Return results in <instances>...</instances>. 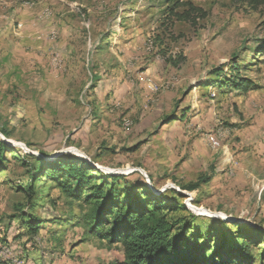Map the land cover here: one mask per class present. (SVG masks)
<instances>
[{
    "label": "rangeland",
    "instance_id": "1",
    "mask_svg": "<svg viewBox=\"0 0 264 264\" xmlns=\"http://www.w3.org/2000/svg\"><path fill=\"white\" fill-rule=\"evenodd\" d=\"M175 1L208 16L177 20ZM263 45L264 4L248 0H0V136L14 147L0 168L3 262L125 258L122 243L87 234L83 208L40 163L32 182L35 156L83 159L98 183L120 175L123 197L152 190L181 204L169 218L190 236L226 255L253 239L246 264H264ZM234 65L251 90L210 84Z\"/></svg>",
    "mask_w": 264,
    "mask_h": 264
},
{
    "label": "trees",
    "instance_id": "2",
    "mask_svg": "<svg viewBox=\"0 0 264 264\" xmlns=\"http://www.w3.org/2000/svg\"><path fill=\"white\" fill-rule=\"evenodd\" d=\"M254 8L264 4V0H248ZM183 7V11L178 8ZM169 14L177 20L197 24L199 19L206 18L208 13L202 7L191 1H175L170 7ZM261 52H264V45ZM239 66H232V78L212 82L213 86L234 87L241 91H249L255 83L241 77ZM222 69L215 71L216 78L221 76ZM0 133L8 137L6 129ZM3 135L0 136V168L7 161V154L13 152L14 147ZM31 166L30 177L38 180L34 169L41 164L44 176H49L61 188L63 194L80 204L82 224L87 234L105 240L109 243L120 242L124 247V261L122 264H246L253 258L251 247L253 239H242L236 246L231 247L234 254L226 255V249L213 250L210 241L202 240L201 235L190 236L188 225L178 227L182 220L169 218V214L182 207L178 203H165L167 199H156L153 191L148 193L131 189L123 197L118 189L120 175H113L110 181L98 183L91 171H95L83 159H63L48 161L35 157ZM27 163V159H23ZM197 185L189 187L195 189ZM32 191V185H30ZM178 197L181 194H176ZM173 198L175 195L171 194ZM177 201V199H176ZM85 204L87 207H84ZM83 206V207H82ZM166 210V211H165ZM30 230L37 233L38 220L27 221ZM246 233L243 234L245 236ZM254 234V233H253ZM259 234V235H258ZM255 236H260V233ZM243 238V237H242ZM260 238V237H259ZM251 240V241H250ZM227 244L224 241L223 246ZM0 264L4 263L0 258Z\"/></svg>",
    "mask_w": 264,
    "mask_h": 264
},
{
    "label": "built area",
    "instance_id": "3",
    "mask_svg": "<svg viewBox=\"0 0 264 264\" xmlns=\"http://www.w3.org/2000/svg\"><path fill=\"white\" fill-rule=\"evenodd\" d=\"M49 15H50V12H49L48 9H46V10L44 11V16H49ZM51 34H52V35H51L52 38H54V37L56 36V32H55V31H52ZM143 79H145V78H143ZM146 80H147V84H148L150 87H152V85L149 83V79L146 78L145 81H146ZM219 134L221 135V134H223V133H219ZM209 139H210L211 143H212L215 147L219 145V141L216 139V136H211Z\"/></svg>",
    "mask_w": 264,
    "mask_h": 264
}]
</instances>
